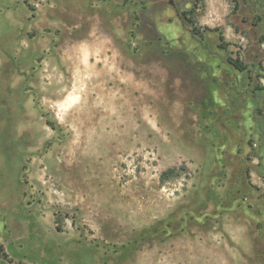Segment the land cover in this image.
Listing matches in <instances>:
<instances>
[{"label": "rangeland", "instance_id": "obj_1", "mask_svg": "<svg viewBox=\"0 0 264 264\" xmlns=\"http://www.w3.org/2000/svg\"><path fill=\"white\" fill-rule=\"evenodd\" d=\"M168 1L0 0V264H264V0Z\"/></svg>", "mask_w": 264, "mask_h": 264}, {"label": "trees", "instance_id": "obj_2", "mask_svg": "<svg viewBox=\"0 0 264 264\" xmlns=\"http://www.w3.org/2000/svg\"><path fill=\"white\" fill-rule=\"evenodd\" d=\"M231 65L238 68V69H243L245 66L239 62L238 60H231Z\"/></svg>", "mask_w": 264, "mask_h": 264}, {"label": "water", "instance_id": "obj_3", "mask_svg": "<svg viewBox=\"0 0 264 264\" xmlns=\"http://www.w3.org/2000/svg\"><path fill=\"white\" fill-rule=\"evenodd\" d=\"M168 2H169L170 4H172V0H169Z\"/></svg>", "mask_w": 264, "mask_h": 264}]
</instances>
